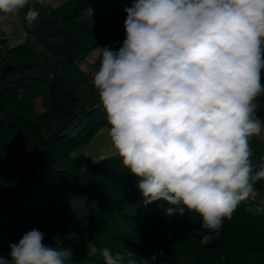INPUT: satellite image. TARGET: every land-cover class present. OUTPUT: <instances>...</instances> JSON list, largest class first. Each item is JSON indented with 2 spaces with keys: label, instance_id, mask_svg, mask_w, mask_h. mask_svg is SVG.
<instances>
[{
  "label": "clouds",
  "instance_id": "1",
  "mask_svg": "<svg viewBox=\"0 0 264 264\" xmlns=\"http://www.w3.org/2000/svg\"><path fill=\"white\" fill-rule=\"evenodd\" d=\"M45 3L0 0V24L22 12L34 23L35 5ZM124 12L120 48L93 53L111 155L136 177L145 206L164 201L167 217L197 215L203 231L194 235L210 245L264 181L250 145L264 134L256 102L264 96V0H133ZM43 240L39 229L24 233L0 264H71V248ZM100 255L103 264H137L109 248Z\"/></svg>",
  "mask_w": 264,
  "mask_h": 264
},
{
  "label": "trees",
  "instance_id": "2",
  "mask_svg": "<svg viewBox=\"0 0 264 264\" xmlns=\"http://www.w3.org/2000/svg\"><path fill=\"white\" fill-rule=\"evenodd\" d=\"M89 2L67 0L55 8H46V3L35 7L39 15L46 11L56 24L79 38L84 55L99 54L105 46L118 50L125 39L126 13H112L92 26L84 19ZM20 16L27 28L24 12ZM76 86L61 75L49 77L27 46L10 47L0 39V202L6 200L0 205V219L5 210L15 207L23 234L39 229L46 245L62 241L73 251L71 264H103L100 253L104 248L137 264H264V204L252 199L242 202L232 219L224 221L213 243L201 245L194 235L203 231L199 217H167L164 201L145 206L136 177L119 157L93 164L82 155L72 158L71 153L89 143L100 128L109 127L98 109L99 101L79 110ZM256 102L257 114L264 120V96ZM250 145L251 159L259 165L264 161V134L254 136ZM39 158L42 166L36 171ZM41 177L49 185L36 194L37 205L20 210L17 202L25 187ZM4 191L9 192L8 197L3 196ZM74 191L85 194L83 234L64 214L68 195ZM84 239L91 244L89 254L80 249ZM9 252L2 249L5 258Z\"/></svg>",
  "mask_w": 264,
  "mask_h": 264
},
{
  "label": "crops",
  "instance_id": "3",
  "mask_svg": "<svg viewBox=\"0 0 264 264\" xmlns=\"http://www.w3.org/2000/svg\"><path fill=\"white\" fill-rule=\"evenodd\" d=\"M65 1L67 0H49L45 7L55 8ZM132 2L133 0H90L84 12V19L92 26L97 25L112 13L124 12V8L130 7ZM89 9L92 10L91 13ZM0 39L6 41L10 47L25 45L30 48L49 77L57 74L75 81L77 85L75 93L80 104L82 99H87L84 98L86 92L83 93V89L85 91H88L89 88L94 89L91 76L98 68L99 61L86 58L84 43L65 28L56 24L46 11L41 13L34 23H28L27 28L24 26L21 16L0 24ZM93 97H96L94 101L99 100L98 93ZM93 97L89 100L92 101ZM107 130V127L100 128L90 142L73 151L71 157L82 155L88 164L106 158L118 157L111 155L112 145ZM256 191L257 195L252 200L264 204V183ZM7 211L5 210L1 214V219L12 214V211Z\"/></svg>",
  "mask_w": 264,
  "mask_h": 264
},
{
  "label": "rangeland",
  "instance_id": "4",
  "mask_svg": "<svg viewBox=\"0 0 264 264\" xmlns=\"http://www.w3.org/2000/svg\"><path fill=\"white\" fill-rule=\"evenodd\" d=\"M83 90H84L83 93L86 92L84 98L87 99H82L79 110H82L83 108L92 105L94 103V100L96 99V97L93 96L97 94V91L90 88L88 89V91H85V89ZM47 91H48V87L46 88V98L48 99ZM92 97L94 99L92 101L89 100V98ZM97 105H98V109L104 113L103 109L99 106V102L97 103ZM41 166H42V160L41 158H39L35 164V170L36 171L39 170ZM48 185H49V181L45 177L34 178L31 181H29V183L25 187L21 197L17 202L18 208L20 210L22 209L30 210L34 208L37 205V201L35 200L36 194L38 192L45 191ZM3 196L8 197L9 192L4 191ZM84 204H85V194L83 192L80 191L70 192L67 198L65 212H64L70 225L74 227L76 231L80 234L84 233L85 226L87 223V212L85 210ZM10 211H12V214L9 217L2 219V226L0 228V255H2L3 248H7L10 251L9 245L13 243H18V241L23 235V232L20 230V226L17 221L18 210L15 209V207H13L11 209H8L7 212ZM80 249L84 254H89L92 251L89 240L84 239L83 241H81Z\"/></svg>",
  "mask_w": 264,
  "mask_h": 264
},
{
  "label": "built area",
  "instance_id": "5",
  "mask_svg": "<svg viewBox=\"0 0 264 264\" xmlns=\"http://www.w3.org/2000/svg\"><path fill=\"white\" fill-rule=\"evenodd\" d=\"M94 52H95L97 55H99L98 52H96V51H91V52L85 54L84 56H85L86 58L89 57L90 59H92V60H94V61H97V59H95V57L93 56V53H94ZM4 204H6V200L3 201V202H0V205H4ZM0 227H1V219H0Z\"/></svg>",
  "mask_w": 264,
  "mask_h": 264
}]
</instances>
